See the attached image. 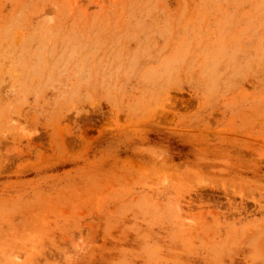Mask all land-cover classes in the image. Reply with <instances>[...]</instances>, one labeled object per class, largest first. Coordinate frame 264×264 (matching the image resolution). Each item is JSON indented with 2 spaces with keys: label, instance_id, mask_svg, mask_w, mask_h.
Listing matches in <instances>:
<instances>
[{
  "label": "rangeland",
  "instance_id": "rangeland-1",
  "mask_svg": "<svg viewBox=\"0 0 264 264\" xmlns=\"http://www.w3.org/2000/svg\"><path fill=\"white\" fill-rule=\"evenodd\" d=\"M0 264H264V0H0Z\"/></svg>",
  "mask_w": 264,
  "mask_h": 264
}]
</instances>
